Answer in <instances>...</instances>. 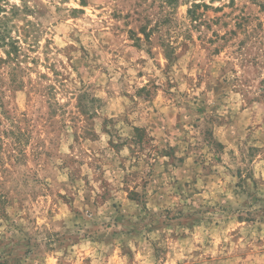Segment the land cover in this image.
I'll use <instances>...</instances> for the list:
<instances>
[{"label": "rangeland", "instance_id": "1", "mask_svg": "<svg viewBox=\"0 0 264 264\" xmlns=\"http://www.w3.org/2000/svg\"><path fill=\"white\" fill-rule=\"evenodd\" d=\"M1 20L0 264H264V0Z\"/></svg>", "mask_w": 264, "mask_h": 264}, {"label": "trees", "instance_id": "2", "mask_svg": "<svg viewBox=\"0 0 264 264\" xmlns=\"http://www.w3.org/2000/svg\"><path fill=\"white\" fill-rule=\"evenodd\" d=\"M16 42L12 41L8 36H7V29L3 21H0V48L8 47L9 50L5 51V60H1L0 62H14L16 61L17 63V57L16 55L18 54V48L15 46ZM136 131V137L135 139H138V143H140L141 140V131L140 130H135Z\"/></svg>", "mask_w": 264, "mask_h": 264}]
</instances>
